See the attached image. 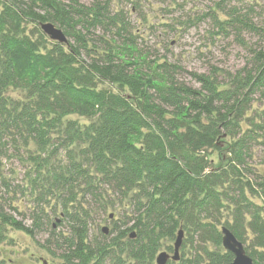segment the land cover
<instances>
[{
    "label": "trees",
    "instance_id": "trees-1",
    "mask_svg": "<svg viewBox=\"0 0 264 264\" xmlns=\"http://www.w3.org/2000/svg\"><path fill=\"white\" fill-rule=\"evenodd\" d=\"M213 14L219 33L244 46L246 33L258 38L251 60L226 83L217 67L193 72L153 56L110 1L0 0V166L13 156L29 166L17 188L33 203L27 226L19 207L0 197V244L11 230L35 236L59 213L48 241L65 264H157L163 247L175 251L180 230L199 246L177 264H228L235 256L220 227L228 209L234 223L223 227L244 244L249 226L255 240L245 249L264 264V175L253 166L264 125L247 117L253 97L264 94V24L246 0H220ZM45 23L67 42L52 40ZM215 150L223 151L217 166ZM116 200L124 209L110 234L91 236L93 206L107 211Z\"/></svg>",
    "mask_w": 264,
    "mask_h": 264
},
{
    "label": "rangeland",
    "instance_id": "rangeland-1",
    "mask_svg": "<svg viewBox=\"0 0 264 264\" xmlns=\"http://www.w3.org/2000/svg\"><path fill=\"white\" fill-rule=\"evenodd\" d=\"M81 3L90 5L94 0H79ZM103 2L110 1L115 10L124 9L131 23L132 30L137 38L138 43L144 49L149 50L153 56L166 58L171 62L180 63L188 71L209 73L212 67H217L220 74V82L226 83L231 80L246 63L251 60V52L249 47H256L258 44L257 36L250 33L244 35L246 46L236 39L234 34L229 32L219 33L218 26L213 19V10L216 9V3L220 0H101ZM248 4L255 6V22L264 24V0H246ZM225 15V14H224ZM224 15H220L225 19ZM101 34V31L97 32ZM230 75V76H229ZM187 80L195 87L199 84L186 76ZM18 95V93H14ZM247 116L251 117L255 123L264 125V94L257 93L253 97L252 108ZM263 117V118H261ZM76 118V117H74ZM82 123L88 122L86 119H80ZM248 123L243 122V125ZM264 135V130L261 132ZM262 139V138H261ZM222 149L230 143L229 137L220 139ZM253 166L256 173L264 175V142L254 145ZM215 150L211 155L215 165H220L222 152ZM3 164L0 166V173L11 179L12 189L16 185L17 193H13L10 189L7 191L2 186L0 178V197L6 202L17 205L23 214L15 215L19 220H23L27 226L32 225V216L30 206L33 203L28 202L31 197H23L17 188L18 185L25 186L27 181V164L20 159V156L4 158ZM26 199H29L28 201ZM256 203H261L259 199H254ZM115 207L108 208L103 211L99 206H93L94 224L91 228V236L103 238L102 229L113 227L114 217L119 218L123 212V205L116 200ZM60 211V209H58ZM49 212V208H47ZM50 213V212H49ZM115 214L110 218V215ZM60 214L51 215L50 219L45 220L36 231L35 236H31L24 231L11 230L8 234V242L0 244V261L5 264H65L60 257L61 251L57 249L55 244L48 241L49 231L52 224L59 221ZM249 218V217H248ZM49 221V223H48ZM234 223L231 212L227 209L225 218L220 225L221 230L225 223ZM57 231H65V227L56 226ZM244 239V245L253 244L255 235L246 225L241 229ZM104 233V235H109ZM176 241V240H175ZM175 241L172 243L173 247ZM199 246L197 238H190L185 232L183 243L180 248V259L184 251L195 254V247ZM209 247L214 249L210 244ZM225 249V248H224ZM163 247L161 252L165 251ZM159 251L158 255L161 253ZM53 253V254H52ZM174 255V251L170 252ZM157 255V257H158ZM191 255H188L190 257ZM172 260V259H171ZM157 261V259H156ZM172 264L177 262L172 260ZM181 262V261H179Z\"/></svg>",
    "mask_w": 264,
    "mask_h": 264
},
{
    "label": "water",
    "instance_id": "water-1",
    "mask_svg": "<svg viewBox=\"0 0 264 264\" xmlns=\"http://www.w3.org/2000/svg\"><path fill=\"white\" fill-rule=\"evenodd\" d=\"M43 31L52 39L59 42H67V37L64 32L57 28L53 23H45L42 25ZM113 215H111L112 217ZM103 231L107 233L108 227H104ZM223 247L234 254V260L228 264H254L253 259L247 254L244 244L234 235V233L227 227L222 228ZM184 239V231L180 230L175 241L174 255H170L168 252L163 251L157 257L158 264H166L169 259L174 261L179 260L180 248Z\"/></svg>",
    "mask_w": 264,
    "mask_h": 264
}]
</instances>
